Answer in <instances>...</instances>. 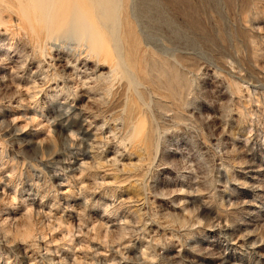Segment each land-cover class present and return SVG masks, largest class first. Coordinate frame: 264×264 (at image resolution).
Listing matches in <instances>:
<instances>
[{
  "label": "rangeland",
  "instance_id": "1",
  "mask_svg": "<svg viewBox=\"0 0 264 264\" xmlns=\"http://www.w3.org/2000/svg\"><path fill=\"white\" fill-rule=\"evenodd\" d=\"M128 5L0 7V264H264V0Z\"/></svg>",
  "mask_w": 264,
  "mask_h": 264
},
{
  "label": "bare ground",
  "instance_id": "2",
  "mask_svg": "<svg viewBox=\"0 0 264 264\" xmlns=\"http://www.w3.org/2000/svg\"><path fill=\"white\" fill-rule=\"evenodd\" d=\"M128 1L129 0H16V3H14L11 2V0H0V7L4 8V11L12 8L10 5H15L20 9L22 15L31 21L30 23L38 25L50 38L67 36L73 37L78 41L84 40L85 37L94 39L97 35L95 26H97L96 23H99L105 27L116 40L122 13H125L126 10L131 13L134 9L131 5H128ZM106 46H108V44L104 47ZM104 47L103 49L105 50L106 48ZM69 66L67 65V67Z\"/></svg>",
  "mask_w": 264,
  "mask_h": 264
}]
</instances>
